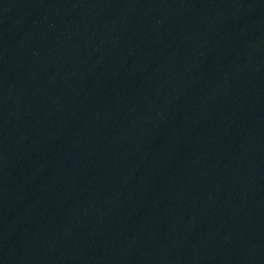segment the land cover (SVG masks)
Instances as JSON below:
<instances>
[{"label":"water","instance_id":"obj_1","mask_svg":"<svg viewBox=\"0 0 264 264\" xmlns=\"http://www.w3.org/2000/svg\"><path fill=\"white\" fill-rule=\"evenodd\" d=\"M0 264H264V0H0Z\"/></svg>","mask_w":264,"mask_h":264}]
</instances>
